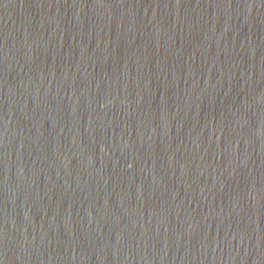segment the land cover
Here are the masks:
<instances>
[{"label": "water", "instance_id": "1", "mask_svg": "<svg viewBox=\"0 0 264 264\" xmlns=\"http://www.w3.org/2000/svg\"><path fill=\"white\" fill-rule=\"evenodd\" d=\"M0 264H264V0H0Z\"/></svg>", "mask_w": 264, "mask_h": 264}]
</instances>
